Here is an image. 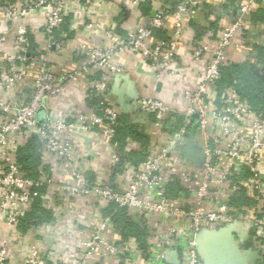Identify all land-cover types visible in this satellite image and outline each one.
<instances>
[{
    "label": "built area",
    "instance_id": "1",
    "mask_svg": "<svg viewBox=\"0 0 264 264\" xmlns=\"http://www.w3.org/2000/svg\"><path fill=\"white\" fill-rule=\"evenodd\" d=\"M110 4L117 20L102 25ZM93 27L108 41L81 40ZM260 52L264 0H0V264H203L198 234L228 226L264 261V116L235 86L216 84L232 64L264 73ZM126 54L142 57L170 96L137 92L141 107L128 116L146 148L117 137L113 83ZM70 87L83 93L68 108ZM187 135L202 162L182 155ZM33 139L36 176L18 159ZM37 202L50 219L29 220ZM118 214L147 231V248L124 236ZM43 232L57 244L41 245Z\"/></svg>",
    "mask_w": 264,
    "mask_h": 264
},
{
    "label": "trees",
    "instance_id": "2",
    "mask_svg": "<svg viewBox=\"0 0 264 264\" xmlns=\"http://www.w3.org/2000/svg\"><path fill=\"white\" fill-rule=\"evenodd\" d=\"M229 1L234 4L238 0ZM150 7L151 3L147 2L146 8L144 9L145 13H150ZM257 59L260 62L264 61L262 52H260ZM216 84L219 92L230 86H235L254 111L263 114L264 116V73L256 64L243 62L225 66L222 68V76ZM96 103L95 100L90 102L92 105H95ZM122 122L124 126L122 129L120 128L117 135L119 141L125 142L128 137H132L142 141L143 146H145L144 148H146V146H148V138L138 132V125L132 123L128 115H123ZM122 149L123 147H120L121 151ZM39 150L40 146L37 140L33 139L27 146L22 147L18 151L19 162L30 176L37 175L36 170L39 162ZM130 159L133 161L132 156H130ZM237 201L239 203L243 202L242 199H238ZM30 217L31 219L29 220L39 219L40 221H43L45 219H50V214L49 212L42 210L40 203L37 202ZM115 222L122 229V233L125 237L134 236L141 242L142 247L147 248V238L149 234L146 230L141 229V227L135 223L127 221L125 214L115 215ZM37 223H39V221ZM30 224L31 222L28 220L23 221L22 229H27Z\"/></svg>",
    "mask_w": 264,
    "mask_h": 264
},
{
    "label": "water",
    "instance_id": "3",
    "mask_svg": "<svg viewBox=\"0 0 264 264\" xmlns=\"http://www.w3.org/2000/svg\"><path fill=\"white\" fill-rule=\"evenodd\" d=\"M123 79L126 81L125 85H131L126 77ZM130 88L123 87L121 90L113 88L116 102L124 115H129L134 105L138 109L141 107L135 102L138 98L135 89L132 86ZM187 138L186 145L182 147V155L187 160L202 162L203 155L196 148L193 137L187 135ZM197 249L203 264H264L259 253L252 249L248 239L241 245L231 226L202 230L197 236Z\"/></svg>",
    "mask_w": 264,
    "mask_h": 264
},
{
    "label": "crops",
    "instance_id": "4",
    "mask_svg": "<svg viewBox=\"0 0 264 264\" xmlns=\"http://www.w3.org/2000/svg\"><path fill=\"white\" fill-rule=\"evenodd\" d=\"M115 10H116L115 6L110 4L109 8H107L106 11L104 12L102 11L98 15V18H97L98 22H100L102 25L107 24L109 26L114 24L117 20V18L114 17L116 13ZM135 21L129 19L128 23L133 24ZM84 30L86 31H82L80 35L81 40L88 37L96 45H100L108 41L103 36L101 29H95L93 27V28H88ZM89 35H91V37H89ZM78 40H79L78 37L72 40L71 46L73 48L79 45L80 42H78ZM119 63L125 66L127 71L125 72V74H123V76L119 77V79L113 83V88L115 87L116 89L121 90L123 87H127L129 89L130 86H132L137 93L138 91L141 90V88L146 87V88H149L151 92L158 91L159 95H161L162 98L169 100L170 98L169 94L161 93V91L163 90L162 83L157 84L155 82L156 78H155L154 73L149 70L145 60L142 57L138 56L137 54H126L120 57ZM125 77L127 78L128 83H130L131 85L129 84L125 85L126 81L123 79ZM138 84L140 85V87H138L139 86ZM166 85H169V81L167 80H166ZM155 87L157 88V90L154 89ZM164 90H166V88H164ZM82 93H83V90L79 88H75V87H70L68 89V92H66L65 97L61 99V104L65 105V107H68V108H69L68 106L69 103H74V105L78 106V104L80 103ZM180 98L181 97L178 96L179 101L177 102H181ZM56 236L57 235L54 232H51V233L43 232L42 236L40 237V239H38V241L43 246H47V244L48 245L51 244L55 246L57 244ZM31 239L32 238L26 239V245H28L31 242ZM19 246L20 247L14 250V254L16 255L17 258L22 256L23 251H24L23 249H25L24 244L23 245L21 244Z\"/></svg>",
    "mask_w": 264,
    "mask_h": 264
}]
</instances>
